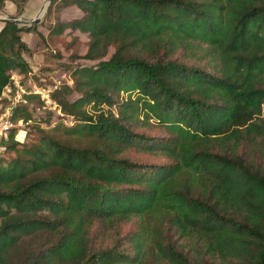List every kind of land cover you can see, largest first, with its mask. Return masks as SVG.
I'll return each instance as SVG.
<instances>
[{
    "label": "trees",
    "instance_id": "trees-1",
    "mask_svg": "<svg viewBox=\"0 0 264 264\" xmlns=\"http://www.w3.org/2000/svg\"><path fill=\"white\" fill-rule=\"evenodd\" d=\"M55 13L47 35L5 22L0 96L33 72L22 34L37 35L58 64L38 71L72 77L54 96L83 143L45 133L64 118L16 109L31 123L0 154V264H264V0H53Z\"/></svg>",
    "mask_w": 264,
    "mask_h": 264
},
{
    "label": "built area",
    "instance_id": "built-area-1",
    "mask_svg": "<svg viewBox=\"0 0 264 264\" xmlns=\"http://www.w3.org/2000/svg\"><path fill=\"white\" fill-rule=\"evenodd\" d=\"M35 76L39 77L36 70L26 75L15 71L11 74L9 84L2 91L0 96V154L5 150V144L9 142L13 132L19 130L17 140H25L26 129L31 121L14 119L15 111L20 105L34 107L37 114L52 112L64 118L67 125H74L73 118L64 113L63 107L54 96L64 83L73 85L71 75L66 73L60 79H52V81L47 79L37 81ZM31 98L38 99V102H33ZM22 133L24 136L20 138Z\"/></svg>",
    "mask_w": 264,
    "mask_h": 264
},
{
    "label": "rangeland",
    "instance_id": "rangeland-1",
    "mask_svg": "<svg viewBox=\"0 0 264 264\" xmlns=\"http://www.w3.org/2000/svg\"><path fill=\"white\" fill-rule=\"evenodd\" d=\"M38 1L39 0H37L36 3L33 2L30 5V6H32L35 3L34 6H32L33 8L30 7V11H28L23 16H20V17L17 16V17L25 18V19H34L36 17V15L38 14V12L40 11V9L46 5L48 0H42L43 1L42 4H39ZM78 14H79V11L77 9H69L68 12H66V13L63 12L62 16H65L67 18H74V17L78 16ZM46 15H47V11L45 10L43 12V14L41 15V22L43 24H41V26L39 28V30L41 32H43L45 35H47V30H48L50 24L55 21L58 14L57 13L53 14L49 19H46ZM4 16H9V15L4 11L2 14H0V18L4 17ZM22 37H23V40L25 41V43L30 47V53L27 55V57L31 61V64L33 66L37 67L38 70L46 67L47 65H53V66H55V64L58 65L57 59H50L49 63L44 61V56L37 49V47L40 43V38L37 35H35L33 33H23ZM65 57L67 58L68 56L66 55ZM61 62L66 63V60L62 59ZM70 62L73 63L75 67L87 64V62H85L84 60H80L78 62H76V61H70ZM38 70H36L37 74L39 76L38 78L36 77L37 81H40L41 79H47L49 81H52V79L57 80V79H60V77L62 76V75L57 76L56 74H51L48 77H46L45 76V75H47L46 72H44V71L39 72ZM68 97L71 100H73L76 98V95L73 94V95H69ZM65 125H67V124L64 122V124L62 126H60L59 129H56L58 126L57 127L54 126L53 128H51V130L45 131V133L52 136V137H57L58 139H60L62 141L73 143L75 145L83 143L82 141H80V139L78 137H76L74 135H72V136L67 135L66 131H65L66 128L64 127ZM23 136H24V134H23ZM20 138H23V137H21V135H20Z\"/></svg>",
    "mask_w": 264,
    "mask_h": 264
},
{
    "label": "water",
    "instance_id": "water-1",
    "mask_svg": "<svg viewBox=\"0 0 264 264\" xmlns=\"http://www.w3.org/2000/svg\"><path fill=\"white\" fill-rule=\"evenodd\" d=\"M53 0H48L46 5L44 7H42L40 9V11L38 12V14L36 15V17L34 19H25V18H19V17H12V16H4L1 17L0 20L2 22H14L17 25H19L20 27H29L32 26L34 24H39L41 22V15L43 14V12L49 9L51 3Z\"/></svg>",
    "mask_w": 264,
    "mask_h": 264
},
{
    "label": "crops",
    "instance_id": "crops-1",
    "mask_svg": "<svg viewBox=\"0 0 264 264\" xmlns=\"http://www.w3.org/2000/svg\"><path fill=\"white\" fill-rule=\"evenodd\" d=\"M36 1L37 0H30L28 3H27V6H26V13L28 12V11H30V7L31 8H33L32 6H34V4L36 3ZM33 2H35L32 6H30ZM38 3L39 4H42L43 3V1L42 0H39L38 1ZM71 9H76V8H71ZM9 16H12V17H14L16 14H17V8H16V6L12 3V2H7L6 3V6H5V10H4ZM69 11V9L68 10H65L64 12L66 13V12H68ZM25 13V14H26ZM61 16H62V14H61ZM62 18L63 19H69V18H67V17H65V16H62ZM4 25H5V23L4 22H2V21H0V30L4 27ZM23 35V34H22ZM27 61L30 63V65H31V68L33 69V70H38V68L37 67H35V66H33L32 64H31V61L29 60V58L27 57Z\"/></svg>",
    "mask_w": 264,
    "mask_h": 264
}]
</instances>
